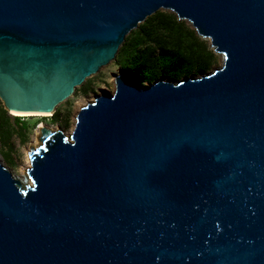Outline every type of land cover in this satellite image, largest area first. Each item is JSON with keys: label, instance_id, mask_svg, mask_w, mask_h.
I'll list each match as a JSON object with an SVG mask.
<instances>
[{"label": "water", "instance_id": "water-1", "mask_svg": "<svg viewBox=\"0 0 264 264\" xmlns=\"http://www.w3.org/2000/svg\"><path fill=\"white\" fill-rule=\"evenodd\" d=\"M159 9L223 65L122 69L16 175L0 159V264H264V0H0V99L53 115Z\"/></svg>", "mask_w": 264, "mask_h": 264}, {"label": "trees", "instance_id": "trees-1", "mask_svg": "<svg viewBox=\"0 0 264 264\" xmlns=\"http://www.w3.org/2000/svg\"><path fill=\"white\" fill-rule=\"evenodd\" d=\"M116 60L133 78L153 82L161 76L179 79L193 71L206 72L214 52L184 20L158 10L129 33ZM8 112L4 104L0 105V137L4 139L14 131ZM52 119L58 121L60 113L55 111ZM17 122V129H24L26 123L19 117Z\"/></svg>", "mask_w": 264, "mask_h": 264}, {"label": "rangeland", "instance_id": "rangeland-1", "mask_svg": "<svg viewBox=\"0 0 264 264\" xmlns=\"http://www.w3.org/2000/svg\"><path fill=\"white\" fill-rule=\"evenodd\" d=\"M159 10L174 13L173 11L167 9ZM184 21L187 25L192 27L191 23L188 20ZM201 39H203L209 46V48L213 50L214 61L206 72L193 71L191 73L193 76H200L202 74L211 72L215 68L222 66L224 62L223 54L214 51V49L211 47L210 39ZM122 69V66L117 63V60H115L114 62L102 67L101 70L96 74L87 77L82 85L76 87L74 95L60 103L56 108V111L60 113V119L58 121L54 122V120L52 119L53 115L51 114H17L8 112V118L12 127L14 128V131L8 138L4 139L0 137V159L3 161V163L6 164L16 175L19 169L22 149H29V146L37 132L38 127L42 124L47 125L51 128H55L61 125L62 130H73L75 127L76 115L81 106L89 101L94 100V96L101 93L102 89L104 88H107L111 92H113L115 90L114 74L118 73ZM187 76L188 75H183L179 79H183ZM142 83L146 85L150 82L144 81ZM0 105H3L1 99ZM17 117L20 118V122L26 123V126L22 130L17 129V125H20L17 122Z\"/></svg>", "mask_w": 264, "mask_h": 264}, {"label": "bare ground", "instance_id": "bare-ground-1", "mask_svg": "<svg viewBox=\"0 0 264 264\" xmlns=\"http://www.w3.org/2000/svg\"><path fill=\"white\" fill-rule=\"evenodd\" d=\"M13 113H17V114L19 113V114H43V115H49L48 113H23V112H15V111H13Z\"/></svg>", "mask_w": 264, "mask_h": 264}]
</instances>
